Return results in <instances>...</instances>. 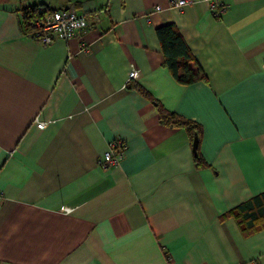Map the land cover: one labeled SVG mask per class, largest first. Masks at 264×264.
Here are the masks:
<instances>
[{"label":"crops","instance_id":"obj_1","mask_svg":"<svg viewBox=\"0 0 264 264\" xmlns=\"http://www.w3.org/2000/svg\"><path fill=\"white\" fill-rule=\"evenodd\" d=\"M0 1V264H264V228L222 219L264 191V0H221L219 17L204 2ZM39 3L86 28L42 44L19 25ZM165 24L206 81L165 67ZM151 99L200 125L204 166ZM117 139L119 164L99 168Z\"/></svg>","mask_w":264,"mask_h":264},{"label":"trees","instance_id":"obj_2","mask_svg":"<svg viewBox=\"0 0 264 264\" xmlns=\"http://www.w3.org/2000/svg\"><path fill=\"white\" fill-rule=\"evenodd\" d=\"M20 11L19 25L21 31L32 34L35 30V22L43 19L48 13L55 10L45 4H33L22 7ZM157 39L164 58V65L174 79L182 85H190L198 81H206V76L199 67L194 68L192 54L183 38L174 25L165 24L155 30ZM129 88L137 90L140 94L148 97V93L138 84L129 82ZM155 104L159 121L172 128H182L193 140L197 137V143L201 135V127L196 122L183 118L175 113L167 112L156 101ZM194 162L197 167L204 166L203 160L196 147ZM232 218L243 235L252 234L264 228V191L238 204L222 215V219Z\"/></svg>","mask_w":264,"mask_h":264},{"label":"built area","instance_id":"obj_3","mask_svg":"<svg viewBox=\"0 0 264 264\" xmlns=\"http://www.w3.org/2000/svg\"><path fill=\"white\" fill-rule=\"evenodd\" d=\"M199 2L207 3L214 17H219L227 9L221 0H167L166 8L180 10L185 6ZM161 9L160 6L153 8L154 11H161ZM86 26V19L79 11L72 7H66L48 13L43 19L36 21L33 35L42 44H48L54 37L69 40ZM125 148L126 145L122 140H113L97 158V166L103 170L117 166Z\"/></svg>","mask_w":264,"mask_h":264},{"label":"water","instance_id":"obj_4","mask_svg":"<svg viewBox=\"0 0 264 264\" xmlns=\"http://www.w3.org/2000/svg\"><path fill=\"white\" fill-rule=\"evenodd\" d=\"M196 147H197V137L194 136L193 142H192V152L193 153H195Z\"/></svg>","mask_w":264,"mask_h":264},{"label":"rangeland","instance_id":"obj_5","mask_svg":"<svg viewBox=\"0 0 264 264\" xmlns=\"http://www.w3.org/2000/svg\"><path fill=\"white\" fill-rule=\"evenodd\" d=\"M0 3H2V4H3V3H5V1H0Z\"/></svg>","mask_w":264,"mask_h":264}]
</instances>
